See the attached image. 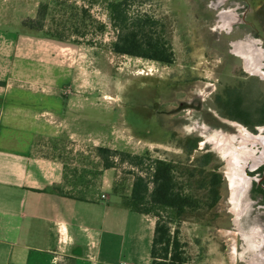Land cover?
<instances>
[{
    "label": "rangeland",
    "instance_id": "1",
    "mask_svg": "<svg viewBox=\"0 0 264 264\" xmlns=\"http://www.w3.org/2000/svg\"><path fill=\"white\" fill-rule=\"evenodd\" d=\"M117 1L0 0V29L45 35L65 48L72 75L63 80L81 100L77 127L93 133L87 143L79 135V161L93 165L80 184L101 192L100 147L146 156L147 165L174 162L182 187L202 200L207 172H218L216 206L188 212L180 225L191 264H264V199L257 194L264 132L223 118L217 103L227 88L252 79L264 91V0H141L133 12L153 18L155 35L174 52L170 66L113 51L118 31L109 4ZM207 154L212 160L202 169ZM117 162L110 192L129 194L138 171Z\"/></svg>",
    "mask_w": 264,
    "mask_h": 264
},
{
    "label": "crops",
    "instance_id": "2",
    "mask_svg": "<svg viewBox=\"0 0 264 264\" xmlns=\"http://www.w3.org/2000/svg\"><path fill=\"white\" fill-rule=\"evenodd\" d=\"M36 35L0 29V264H151L156 220L111 194L114 169L101 192L80 184L93 133L77 127L65 48Z\"/></svg>",
    "mask_w": 264,
    "mask_h": 264
},
{
    "label": "trees",
    "instance_id": "3",
    "mask_svg": "<svg viewBox=\"0 0 264 264\" xmlns=\"http://www.w3.org/2000/svg\"><path fill=\"white\" fill-rule=\"evenodd\" d=\"M140 2L118 0L109 4L111 21L118 31L113 51L123 56L173 65L174 52L162 35H155L153 25L156 23L153 18L147 14H134L133 7ZM256 81L250 80L245 87H229L224 95L217 97L223 118L239 122L252 131L264 126V91L258 88ZM97 152L105 169L118 168L119 159L138 171V174L131 172L135 177L131 192L121 194L115 187L114 195L121 198L130 210L156 220L151 264H191L188 244L182 239L180 225L188 212L216 206L220 199L221 174L212 170L207 172L202 183L207 197L202 200L192 190L182 187L185 182H181L178 167L172 161L158 159L147 165L146 156L103 147L97 148ZM200 159L201 167L205 169L210 165L212 155L207 154ZM257 188V194L264 199V181Z\"/></svg>",
    "mask_w": 264,
    "mask_h": 264
},
{
    "label": "water",
    "instance_id": "4",
    "mask_svg": "<svg viewBox=\"0 0 264 264\" xmlns=\"http://www.w3.org/2000/svg\"><path fill=\"white\" fill-rule=\"evenodd\" d=\"M230 122H232V123H235L236 125H238V126H242L239 122H235V121H230ZM243 127V126H242ZM244 129H246L245 127H243ZM247 130V129H246ZM256 130H258L259 132H264V126H261V127H257V129ZM251 134V133H250ZM252 136H254V138L255 137H257V136H255V135H253V134H251ZM262 137H264V136H262ZM259 142H264V140H262L261 138H259Z\"/></svg>",
    "mask_w": 264,
    "mask_h": 264
},
{
    "label": "bare ground",
    "instance_id": "5",
    "mask_svg": "<svg viewBox=\"0 0 264 264\" xmlns=\"http://www.w3.org/2000/svg\"><path fill=\"white\" fill-rule=\"evenodd\" d=\"M252 68V71L254 70V68L252 66H250ZM236 163V162H235ZM236 165V164H235ZM232 168H233V165H232Z\"/></svg>",
    "mask_w": 264,
    "mask_h": 264
},
{
    "label": "built area",
    "instance_id": "6",
    "mask_svg": "<svg viewBox=\"0 0 264 264\" xmlns=\"http://www.w3.org/2000/svg\"><path fill=\"white\" fill-rule=\"evenodd\" d=\"M106 196L103 195V198H105ZM123 264H126V263H123Z\"/></svg>",
    "mask_w": 264,
    "mask_h": 264
},
{
    "label": "flooded vegetation",
    "instance_id": "7",
    "mask_svg": "<svg viewBox=\"0 0 264 264\" xmlns=\"http://www.w3.org/2000/svg\"><path fill=\"white\" fill-rule=\"evenodd\" d=\"M231 121V120H230ZM241 124V123H240ZM243 125V124H242Z\"/></svg>",
    "mask_w": 264,
    "mask_h": 264
}]
</instances>
